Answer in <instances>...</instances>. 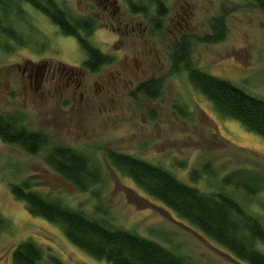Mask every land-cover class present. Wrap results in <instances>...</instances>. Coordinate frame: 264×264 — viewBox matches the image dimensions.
<instances>
[{"label": "rangeland", "instance_id": "obj_1", "mask_svg": "<svg viewBox=\"0 0 264 264\" xmlns=\"http://www.w3.org/2000/svg\"><path fill=\"white\" fill-rule=\"evenodd\" d=\"M57 1L82 17L98 15L101 10L96 0ZM162 1L171 18L183 11L187 13L184 37L190 61L197 68L264 99L263 8L251 0ZM117 2L122 10H127L125 0ZM22 9L21 16L11 18L15 27L27 34L30 44L11 43L12 51L0 50V112L20 114L27 129L44 133L48 143L31 154L0 139V213L4 218L0 227V264H10L13 248L25 239L34 240L46 254L58 256L64 264H110L73 245L58 225L29 213L24 202L11 192L12 184L22 181L109 225L153 239L197 264H247L146 195L106 156L108 149L134 155L208 192L214 191L222 177L234 169L250 170L259 184L256 193L245 198V206L264 223V137L221 115L193 87L184 69H173L172 50L166 43L178 32L174 20L162 18V27L144 46L151 50L152 70L145 76L138 73V82L118 84L108 96L94 85L96 75L91 74L87 80L89 97L80 103L78 96L73 100L70 94L51 98L24 95L17 65L49 59L82 66L86 53L75 37L60 34L41 12L24 3ZM149 14L155 18V6L149 7ZM216 24L222 38L206 41ZM103 26L96 25L89 36L100 51L114 57L112 65H105L102 71L108 74L124 66L133 71L136 62L131 55L135 50L131 36L123 34L122 29L116 33ZM126 56L129 59L125 60ZM151 76L160 82L155 99L135 91L139 82ZM55 145L86 155L100 173L101 182L84 190L56 173L44 161ZM243 177L247 179L248 175ZM227 188L244 195L242 188Z\"/></svg>", "mask_w": 264, "mask_h": 264}, {"label": "trees", "instance_id": "obj_2", "mask_svg": "<svg viewBox=\"0 0 264 264\" xmlns=\"http://www.w3.org/2000/svg\"><path fill=\"white\" fill-rule=\"evenodd\" d=\"M126 1L133 12H145L150 6H155V18L160 16L162 19L168 11V6L162 0ZM251 1L264 9V0ZM23 3L44 13L62 34L75 37L87 55L83 64L90 70L95 71L113 60L110 54L103 53L90 42L89 36L95 30V25L61 6L57 0H0V50L12 51L14 47L11 43L24 44V35L11 18L12 15L21 16ZM212 27V36L205 37L209 42L222 38L219 24ZM170 57L173 69H184L193 87L211 101L221 115L239 121L248 130L264 137L263 98L248 94L230 81L197 68L190 61L186 38L176 46ZM159 86L160 82L151 78L140 84L136 91L155 99ZM0 139L31 154L37 153L48 143L44 133L29 131L23 118L16 113L0 112ZM106 156L117 171L129 177L146 195L163 203L237 259L247 264H264V223L245 206V198L256 193L255 187L259 184L250 170L234 169L222 177L214 191L208 192L185 183L166 168L134 155L108 149ZM44 161L56 173L84 190L102 180L88 157L71 147L52 146ZM245 174L248 175L247 179L243 177ZM229 186L242 188L245 197L227 188ZM11 192L24 202L29 213L58 225L73 245L95 259L110 264H197L153 239L109 225L59 199L44 195L27 181L12 184ZM3 225L4 218L0 213V227ZM10 264L64 262L56 255L46 254L34 240L25 239L13 248Z\"/></svg>", "mask_w": 264, "mask_h": 264}, {"label": "flooded vegetation", "instance_id": "obj_3", "mask_svg": "<svg viewBox=\"0 0 264 264\" xmlns=\"http://www.w3.org/2000/svg\"><path fill=\"white\" fill-rule=\"evenodd\" d=\"M125 2L128 11L122 10L117 0H96V3L101 9L100 13L92 17L84 18H86L88 22H92L95 25V29H97L96 25L100 24L102 26V24H104L103 27H107L110 31L114 30L116 33H120L122 29L123 34L131 36L132 44L135 45V50L131 55L132 59L136 62L133 71H130L127 66H124V68L115 69L114 72L110 71L108 74L104 73V71H102L103 67L107 64L112 65L114 59L110 63L101 65L95 71L90 70L83 62L81 63L82 66L66 65L49 59H41L38 62H25L22 66L17 65L21 70L20 83L24 90V95L27 96V94L33 93L51 98L58 94L61 96H63V94H70L73 100L78 96L79 102L81 103L89 97L90 86L87 80L91 74L96 75L94 85L97 86L101 93L108 96L116 89L118 84L125 83L130 85L133 84L134 81L138 82V73L145 76L152 70L154 61L149 55L151 50L145 49V47L146 44H150L149 41L155 32L162 27L161 17H157V20L151 19L150 17L152 15L149 14V9L145 10L146 13L142 11L133 12L130 10L128 2L126 0ZM36 11L39 10L36 9ZM168 12L169 10L162 18L164 19L166 17L169 22L174 20L173 25L178 31L174 33L172 41L166 43L171 47L172 52L170 55H172L176 46L180 45L181 41L185 38L184 35L186 31L184 30V26L187 27L188 20L186 19L187 13L184 11L182 13H177L175 18H171L172 16ZM41 14L48 18L44 13L41 12ZM139 15L142 16V20H137L136 16ZM144 16L146 19L143 18ZM55 26L58 29V26ZM60 34L62 33L60 32ZM29 40L27 34H25L22 43L30 44ZM127 59L129 58L126 56L125 60ZM130 77L133 78L131 79ZM151 78H154V76L139 82L135 87V91L140 84Z\"/></svg>", "mask_w": 264, "mask_h": 264}]
</instances>
